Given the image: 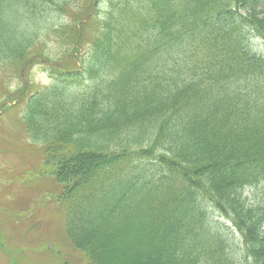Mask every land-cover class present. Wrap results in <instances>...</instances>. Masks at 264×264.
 I'll use <instances>...</instances> for the list:
<instances>
[{
	"label": "trees",
	"instance_id": "16d2710c",
	"mask_svg": "<svg viewBox=\"0 0 264 264\" xmlns=\"http://www.w3.org/2000/svg\"><path fill=\"white\" fill-rule=\"evenodd\" d=\"M38 14L67 16L60 59L29 50ZM7 60L52 82L21 79L39 150L0 185L53 176L82 260L264 264V0H0Z\"/></svg>",
	"mask_w": 264,
	"mask_h": 264
},
{
	"label": "rangeland",
	"instance_id": "374dc122",
	"mask_svg": "<svg viewBox=\"0 0 264 264\" xmlns=\"http://www.w3.org/2000/svg\"><path fill=\"white\" fill-rule=\"evenodd\" d=\"M47 15L38 18L33 15L35 25L30 28V34L35 36V43L29 50H40L50 58L60 59L64 46L60 43L62 38L59 35L65 38V34L61 33L65 32L67 16L48 15L49 19H46ZM28 63L27 71L21 77L14 72L16 68L8 60L0 63V168L18 170L21 164L33 166L35 160L30 159L29 152L33 148L39 150V145L33 146L27 139L24 126L18 118L20 114L10 111L18 103L24 105L23 92L31 91L23 81H31L36 88L52 82L39 61ZM8 100L14 105H6ZM247 119L256 120L257 116L250 112ZM143 174L146 175V172ZM38 175L30 176L32 180L22 183L16 181L10 187L8 183L4 189L0 185V264H91L81 259L80 251L73 247L67 237L64 215L60 204L54 199L59 192V185L48 173L40 177ZM3 178L7 180L9 177ZM187 202L186 207L195 209L191 201ZM198 225L206 231L205 223L198 222ZM203 229L200 235L204 234ZM4 250L9 251L8 256ZM211 251H214L213 244ZM182 264H187V261Z\"/></svg>",
	"mask_w": 264,
	"mask_h": 264
}]
</instances>
